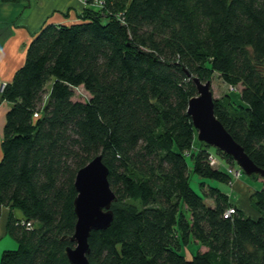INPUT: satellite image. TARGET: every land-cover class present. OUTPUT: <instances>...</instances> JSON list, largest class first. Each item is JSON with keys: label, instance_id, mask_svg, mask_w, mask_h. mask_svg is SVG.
Masks as SVG:
<instances>
[{"label": "trees", "instance_id": "trees-1", "mask_svg": "<svg viewBox=\"0 0 264 264\" xmlns=\"http://www.w3.org/2000/svg\"><path fill=\"white\" fill-rule=\"evenodd\" d=\"M84 2L40 27L0 94V217L18 244L0 264H70L75 178L98 156L116 200L89 264H264V180L249 215L223 189L244 172L188 114L193 78H219L215 116L264 169V0Z\"/></svg>", "mask_w": 264, "mask_h": 264}, {"label": "water", "instance_id": "water-1", "mask_svg": "<svg viewBox=\"0 0 264 264\" xmlns=\"http://www.w3.org/2000/svg\"><path fill=\"white\" fill-rule=\"evenodd\" d=\"M197 95L188 103V114L197 129L198 141L213 146L230 155L241 170L249 175L264 179V169L258 167L246 154L223 124L215 116V99L211 90V80L202 82L193 78ZM109 170L102 162L101 156L81 168L75 178L77 196L74 200L77 222L71 240L75 247L67 248L70 264H89V237L94 230L106 229L113 221L112 203L115 193L108 181Z\"/></svg>", "mask_w": 264, "mask_h": 264}, {"label": "crops", "instance_id": "crops-1", "mask_svg": "<svg viewBox=\"0 0 264 264\" xmlns=\"http://www.w3.org/2000/svg\"><path fill=\"white\" fill-rule=\"evenodd\" d=\"M85 6L84 0H0V82L12 81L16 71L25 62L26 50L33 35L45 22L54 24L77 22ZM7 109V102H0V157ZM248 183V180H244L243 186L239 188L249 189ZM244 200L247 201L246 198ZM237 204L248 212L245 201L244 206ZM248 206L250 209L249 204ZM9 213L8 208H3L0 219L2 236L6 234L5 226ZM247 214L254 215L253 210L250 209Z\"/></svg>", "mask_w": 264, "mask_h": 264}, {"label": "rangeland", "instance_id": "rangeland-1", "mask_svg": "<svg viewBox=\"0 0 264 264\" xmlns=\"http://www.w3.org/2000/svg\"><path fill=\"white\" fill-rule=\"evenodd\" d=\"M8 83L5 82H0V90L2 92V89L5 87V85ZM211 90L213 92V97L214 99H219L222 98V96L227 92L230 91L231 88L229 86H227L226 84H224L219 78H217L216 76H214L213 79H211ZM240 90V88H239ZM86 98H89V94L83 89V87H79L75 90V99H80V100H84ZM2 102V101H1ZM254 176L257 175H252L249 176L247 174H243L242 177L239 179L237 175H235L237 182L232 183L229 187L224 186L223 189L224 190H229L230 193L233 192V200L235 203H239L240 205L244 206V201H245V208L247 209V213L250 212V209L253 210L254 213V209L250 208L248 204L251 203L250 202V196L252 193H254L255 191H260L263 187V182L262 178H255ZM258 177V176H257ZM262 179V180H261ZM244 180H249L248 185L250 187H248L249 189L245 188H239L240 186H243V181ZM194 183V182H193ZM219 185V187H221V184L217 183ZM192 186L195 189H198L197 184H192ZM251 188V189H250ZM250 190V191H249ZM247 199L244 200V199ZM242 209V208H241ZM15 214L18 216H22V213L19 210L15 211ZM1 219V217H0ZM21 219V218H20ZM0 225H1V221H0ZM7 223L5 226V236H2V234H0V260L2 257V253L5 250H14L17 249L18 244L15 242V240L12 238V236L8 233L7 229ZM1 229V228H0Z\"/></svg>", "mask_w": 264, "mask_h": 264}, {"label": "built area", "instance_id": "built-area-1", "mask_svg": "<svg viewBox=\"0 0 264 264\" xmlns=\"http://www.w3.org/2000/svg\"><path fill=\"white\" fill-rule=\"evenodd\" d=\"M236 175L238 176L239 175V172H236ZM231 212H233V211H231Z\"/></svg>", "mask_w": 264, "mask_h": 264}]
</instances>
